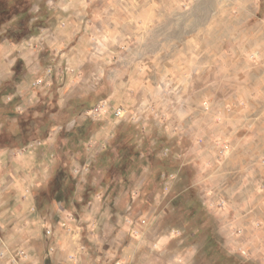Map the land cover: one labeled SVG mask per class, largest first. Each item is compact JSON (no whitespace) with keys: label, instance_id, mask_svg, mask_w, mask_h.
<instances>
[{"label":"rangeland","instance_id":"rangeland-1","mask_svg":"<svg viewBox=\"0 0 264 264\" xmlns=\"http://www.w3.org/2000/svg\"><path fill=\"white\" fill-rule=\"evenodd\" d=\"M84 2L81 37L41 53L49 78L37 79L44 96L25 112L37 126L55 117L51 136L29 144L51 139L70 182L36 192L56 202L47 223L37 238L22 233L0 264H251L248 248L224 245L213 209L225 202L193 181L184 153L203 136L169 121L180 99L199 98L220 162L246 138L264 142V0ZM105 100L111 108L93 117ZM120 105L130 113L122 121ZM61 194L75 197L52 200Z\"/></svg>","mask_w":264,"mask_h":264},{"label":"crops","instance_id":"crops-1","mask_svg":"<svg viewBox=\"0 0 264 264\" xmlns=\"http://www.w3.org/2000/svg\"><path fill=\"white\" fill-rule=\"evenodd\" d=\"M32 2L34 16L31 23L39 21L41 26L20 41L8 38L0 41V254L4 249L15 248L16 242L23 239L22 233H30L27 234L30 239L37 238L53 209L49 203H56L43 202L44 198L39 201L36 193L40 188L49 193L56 177L58 161L55 160L54 143L48 138L32 146L29 144L31 139H37V136L41 139L49 131L51 136L56 119L49 117L39 126L30 123L24 128L20 120L27 117V110L30 112L34 110L33 106H39L44 96L35 85L46 72L41 53L48 50L51 55L57 54L77 36L81 37L84 17L81 7L85 5L84 0ZM198 102L199 98L180 99L172 106L174 113L170 126L181 127L186 130L184 134L204 138L198 145L192 144L184 157L191 159L189 164L193 163V168L198 170L193 181L203 185L202 197L225 202L223 208L213 209L225 237L224 245L227 248L246 247L255 259L253 262L256 261L251 264H264V163L261 161L264 142L246 138L243 145L231 146L226 151L223 162L216 161V150L210 147L215 135L214 124L198 120L199 112L195 107ZM166 133H170L169 127ZM176 134L182 136V131ZM135 139L129 144H135L137 150L140 146ZM130 158L135 160L136 157ZM206 165L210 166L207 168ZM69 179V175L60 179L61 192H65ZM74 197L75 194L65 195L52 200L68 203ZM62 209L65 210V205ZM62 209L57 211L56 218L64 219L68 210Z\"/></svg>","mask_w":264,"mask_h":264},{"label":"trees","instance_id":"trees-1","mask_svg":"<svg viewBox=\"0 0 264 264\" xmlns=\"http://www.w3.org/2000/svg\"><path fill=\"white\" fill-rule=\"evenodd\" d=\"M32 5V0H0V41L3 38L20 41L33 34L34 31L41 26L39 21L31 23L34 16L31 11ZM17 78L18 77L15 79L17 80ZM30 123H37V118L29 115L20 120V125L23 128ZM35 125L36 124L33 126ZM45 136L46 135H43V137ZM131 149L135 151V144L131 143ZM67 172L62 162L58 163L56 177L50 185L52 194H54L55 191L61 192L60 179L66 177V174H68ZM61 196L62 194L59 197Z\"/></svg>","mask_w":264,"mask_h":264},{"label":"built area","instance_id":"built-area-1","mask_svg":"<svg viewBox=\"0 0 264 264\" xmlns=\"http://www.w3.org/2000/svg\"><path fill=\"white\" fill-rule=\"evenodd\" d=\"M111 108L109 105L108 100L100 102L97 106L93 107L90 110V114L95 117V116H103L108 112V110ZM113 114L116 118V120L122 121L125 117H127L130 113L127 108H125L123 105L114 107L113 109ZM24 252L20 253L23 254ZM25 254V253H24Z\"/></svg>","mask_w":264,"mask_h":264}]
</instances>
